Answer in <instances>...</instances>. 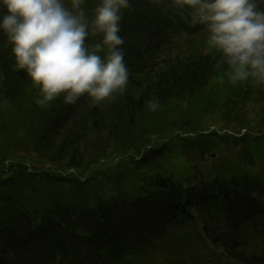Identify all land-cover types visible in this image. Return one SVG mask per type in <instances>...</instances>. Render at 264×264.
I'll return each mask as SVG.
<instances>
[{"label": "trees", "instance_id": "16d2710c", "mask_svg": "<svg viewBox=\"0 0 264 264\" xmlns=\"http://www.w3.org/2000/svg\"><path fill=\"white\" fill-rule=\"evenodd\" d=\"M130 3L129 83L99 104L36 105L0 34V264H264V84L217 73L170 0Z\"/></svg>", "mask_w": 264, "mask_h": 264}, {"label": "clouds", "instance_id": "9594fccd", "mask_svg": "<svg viewBox=\"0 0 264 264\" xmlns=\"http://www.w3.org/2000/svg\"><path fill=\"white\" fill-rule=\"evenodd\" d=\"M158 3L159 0H150ZM207 33L219 54L214 65L232 85L264 84V0H170ZM85 0H0V34L16 67L38 86L35 103L47 108L60 97L74 105L123 94L129 83L121 24L130 0H99L91 15ZM97 38L89 43L88 38ZM223 83V75L219 76ZM154 111L159 100L149 99Z\"/></svg>", "mask_w": 264, "mask_h": 264}, {"label": "rangeland", "instance_id": "374dc122", "mask_svg": "<svg viewBox=\"0 0 264 264\" xmlns=\"http://www.w3.org/2000/svg\"><path fill=\"white\" fill-rule=\"evenodd\" d=\"M240 134H242V133H240ZM189 135H191V134H189ZM10 151H11V149H10ZM22 154H23V153H19V152H18V155H22ZM24 154H27V153L24 152ZM212 155H213V154H212ZM212 155H211V156H212ZM7 158H8V159H6V160L4 161V164H5L6 162H8V161L12 158V155H11V154H8V155H7ZM103 168L106 169L104 166H103ZM68 173H74V171H73L72 169H70V170L64 172V175H66V174H68ZM83 180H84V178H83Z\"/></svg>", "mask_w": 264, "mask_h": 264}]
</instances>
